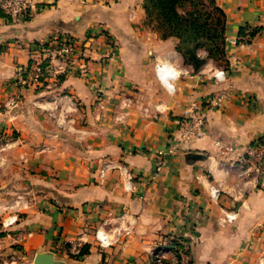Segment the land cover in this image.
Here are the masks:
<instances>
[{"label":"crops","instance_id":"1","mask_svg":"<svg viewBox=\"0 0 264 264\" xmlns=\"http://www.w3.org/2000/svg\"><path fill=\"white\" fill-rule=\"evenodd\" d=\"M216 1L227 20V82L207 62L162 98L146 72L161 59L178 71L179 53L145 25L143 0H32L30 15L0 16V264H35L41 253L56 264H153L151 250L174 238L190 264H264V177L238 160L264 138V0ZM246 26L260 32L241 40ZM62 34L89 37L72 68L87 74L19 87L17 68ZM221 92L228 98L209 109ZM195 108L206 114V135L181 142L155 176L158 151ZM222 146L233 151L222 155ZM105 163L113 168L101 178ZM119 225L130 237L115 236Z\"/></svg>","mask_w":264,"mask_h":264},{"label":"built area","instance_id":"2","mask_svg":"<svg viewBox=\"0 0 264 264\" xmlns=\"http://www.w3.org/2000/svg\"><path fill=\"white\" fill-rule=\"evenodd\" d=\"M29 0H0V16L7 19H18L24 17L30 9ZM79 46L74 37L64 34L54 37L47 46H42L31 61L24 66H20L16 71V84L22 88L37 89L45 85L58 82L62 77L69 75L72 68L77 65L80 60H83L82 54H79ZM164 65H157V76L159 69ZM82 73H87L86 66L81 65ZM188 72L187 70L185 71ZM214 79L219 83H225L228 80V72L226 69L219 68L212 71ZM181 73L174 70L173 76L170 78L174 83L178 80ZM159 79V77H158ZM160 80V79H159ZM161 82V81H160ZM176 91V88H175ZM174 91V93H175ZM172 93V94H174ZM228 98V94L221 92L215 94L208 101L209 109L220 108L224 100ZM20 96H15L12 99L11 105H17ZM207 118L204 111H199L198 108L189 112V117L182 124L180 128V136L177 139H172L169 145L158 151L154 175L162 173L167 165V159L171 156L177 155L180 149L181 142H187L197 137H204L206 135ZM221 154H229L233 151L230 146L220 147ZM239 162L247 166L256 179L264 177V138L257 139L250 146L244 156L239 157ZM113 166L110 163H105L100 169V177L104 178L106 171ZM127 177L132 179V175L126 166L119 167ZM214 197L218 196V191L213 189ZM237 217L236 214L231 213L225 216L223 221L232 222ZM18 217L14 216L4 222L5 227L12 226L17 222ZM118 220L123 221L124 216H120ZM116 237L119 235L130 237L131 228L119 225L114 228ZM111 231V230H109ZM97 240L102 247H108L112 243L105 230H98L96 233ZM117 241V239H115ZM80 252V251H79ZM153 264H190V258L187 254L186 246H157L150 252Z\"/></svg>","mask_w":264,"mask_h":264},{"label":"trees","instance_id":"3","mask_svg":"<svg viewBox=\"0 0 264 264\" xmlns=\"http://www.w3.org/2000/svg\"><path fill=\"white\" fill-rule=\"evenodd\" d=\"M144 9L151 19H156L164 29V38L176 37V49L188 64L198 71L207 58L219 57L229 64L226 49V13L216 0H143ZM258 28L242 27L241 40L255 37ZM248 41V39H247ZM207 51V58L199 51ZM170 246H183V241L174 238ZM87 250H82L86 254Z\"/></svg>","mask_w":264,"mask_h":264},{"label":"rangeland","instance_id":"4","mask_svg":"<svg viewBox=\"0 0 264 264\" xmlns=\"http://www.w3.org/2000/svg\"><path fill=\"white\" fill-rule=\"evenodd\" d=\"M28 4H29L30 9L28 10V13L27 14L30 15V11H31V9L33 7L32 0H29ZM145 14H146L145 25L148 26L151 30L154 31V33H156L158 35L159 40L172 39V40H174L176 42L175 46L177 47L178 46V43H179L178 39L176 37L164 38V29L160 26V24L158 23V21L156 19L149 18L148 15H147V13H146V11H145ZM62 35H64V34H62ZM68 35H70V36L74 37V39H76V41L78 43V46H79V51H80L79 54H83L85 52V49H86L85 48V43L88 41L89 37L87 36L86 38L83 39L81 37L74 36L72 34H68ZM101 35L106 37L107 43L110 42L111 39H110V37L108 35H103V33H101ZM178 53H179L178 54L179 55L178 58L180 59V64L176 65L174 63L175 60L173 61V63L175 65V67L177 68V70L180 71L181 76L182 75H185L186 76V75H190L192 73L198 72L207 62H210L209 64H211V67H213V68H217V69L223 68V69H226L225 68L226 67L225 62L223 60H220L219 57H215V58L214 57L213 58L210 57V58H207V55H208L207 51H204V50L203 51H199V56L202 57V58H207V59H206V62L204 63V65L198 71L195 69V67H194L193 64H188V63L185 62L183 55L179 51H178ZM158 64H160V65H169L170 63L168 64L167 61H165L164 59H161L159 61L156 60L152 65H150L148 67V71L146 72V74H148L149 76H151L152 74H155L156 77H157V80H159L158 79V76H157V70H156ZM186 67H189L190 68L191 73H189V72L186 73L185 72L186 69H187ZM74 72L75 73L77 72L78 75L79 74H81V75L87 74V73H82L79 68H77L76 70H73V73ZM149 82H151V80ZM174 84H175V88H177L178 80L175 81ZM158 88H160V91L156 92L157 93V96H160L159 98H162V94H164L166 92V90H165V88L163 86H161L157 82L156 89H158ZM174 94H171V95H174Z\"/></svg>","mask_w":264,"mask_h":264},{"label":"clouds","instance_id":"5","mask_svg":"<svg viewBox=\"0 0 264 264\" xmlns=\"http://www.w3.org/2000/svg\"><path fill=\"white\" fill-rule=\"evenodd\" d=\"M174 69L170 65H164L159 69L158 77L161 81L162 86L165 88L169 94L174 93L175 84L171 82V77L173 76Z\"/></svg>","mask_w":264,"mask_h":264},{"label":"water","instance_id":"6","mask_svg":"<svg viewBox=\"0 0 264 264\" xmlns=\"http://www.w3.org/2000/svg\"><path fill=\"white\" fill-rule=\"evenodd\" d=\"M188 159L190 160H200L203 158L202 155L199 154H189ZM35 264H56L52 255L46 254V253H41L38 254L35 258Z\"/></svg>","mask_w":264,"mask_h":264}]
</instances>
